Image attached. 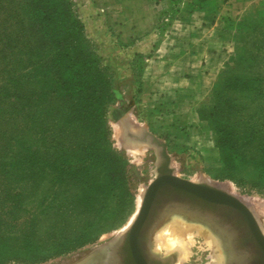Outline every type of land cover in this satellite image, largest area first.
<instances>
[{"label":"rangeland","instance_id":"rangeland-1","mask_svg":"<svg viewBox=\"0 0 264 264\" xmlns=\"http://www.w3.org/2000/svg\"><path fill=\"white\" fill-rule=\"evenodd\" d=\"M196 2L0 0V264H81L127 227L161 156L125 124L264 230V188L239 173V152L264 147V0H215L212 23ZM203 241L180 264L209 263Z\"/></svg>","mask_w":264,"mask_h":264},{"label":"flooded vegetation","instance_id":"flooded-vegetation-1","mask_svg":"<svg viewBox=\"0 0 264 264\" xmlns=\"http://www.w3.org/2000/svg\"><path fill=\"white\" fill-rule=\"evenodd\" d=\"M160 156L157 175L163 176L168 174L167 167L170 166V159L165 151L160 153ZM171 189L173 192L169 193V188L163 186L157 192L154 207L148 209L136 233L131 230L124 231L108 254L99 255L100 248L90 255V264H180L184 250L182 252V249L177 246L174 249L158 248L157 243L158 238L167 233L165 228L176 221L189 225L196 224L201 226L202 230H209L216 236L221 243L224 256L221 264H264V246L259 245L254 239L251 224L239 221L243 219L241 214L225 216L220 208L197 198L193 193L175 186ZM193 236L204 238L203 234L198 232H195ZM195 241L201 242L198 239ZM187 259L184 258L183 262Z\"/></svg>","mask_w":264,"mask_h":264},{"label":"water","instance_id":"water-1","mask_svg":"<svg viewBox=\"0 0 264 264\" xmlns=\"http://www.w3.org/2000/svg\"><path fill=\"white\" fill-rule=\"evenodd\" d=\"M125 133L130 135L131 140L137 142L141 140V142H148L149 144L156 146L161 154L165 151V145L163 144V142L150 133H147L143 130H141L140 132H133L129 128V124H125ZM167 170L168 174L163 176L156 175V177L151 180V182L145 187L142 194L141 203L134 217L122 232H119L109 242L100 246V255L108 254L111 247L116 244L118 239L122 237L124 231L131 230L133 233H136L139 230L141 224L143 223L144 217L148 212V209L154 207V200L157 192L163 186H167L169 188V193L170 191L173 192L171 188H173L174 186L189 191L196 195L197 198L199 197L203 201L213 204L212 206L220 208L221 213L225 216L236 215L238 213L241 214L243 216V219L239 221L250 223L254 239L259 245L264 246L263 230L258 221L257 215L255 214L252 206L249 205V203L236 196L235 194L227 191L224 187L211 184L206 181H193L187 178L180 177L179 175L174 173L171 166H168ZM90 262L91 258L88 256V258L85 259V261L81 264H90Z\"/></svg>","mask_w":264,"mask_h":264},{"label":"trees","instance_id":"trees-1","mask_svg":"<svg viewBox=\"0 0 264 264\" xmlns=\"http://www.w3.org/2000/svg\"><path fill=\"white\" fill-rule=\"evenodd\" d=\"M205 2V0H204ZM255 77L253 79H257ZM258 81V79H257ZM239 158L242 165V169L239 171L241 176H250L253 178L255 186L264 188V147L259 148L252 153H246L244 150L239 152ZM223 162H226L225 157L223 156ZM86 206V202H82V200H78L73 203H61L57 215L55 218H58V223L62 228H65L68 223L79 219L83 212L84 207ZM86 236L82 234L77 238V241L84 239Z\"/></svg>","mask_w":264,"mask_h":264},{"label":"bare ground","instance_id":"bare-ground-1","mask_svg":"<svg viewBox=\"0 0 264 264\" xmlns=\"http://www.w3.org/2000/svg\"><path fill=\"white\" fill-rule=\"evenodd\" d=\"M166 230H168L166 231L167 233L164 232L165 234L158 238V248L174 249V247L177 246L182 249V252L184 250L182 257L185 258V256L190 252L192 236L195 232H198L199 234H203L204 240L207 242L209 246L208 248H210L212 252L210 261L207 264H220L223 262L224 256L221 249V243L218 238L212 235L209 231L201 230L198 226L194 227L180 221H176L171 226L169 225V229L166 228Z\"/></svg>","mask_w":264,"mask_h":264},{"label":"crops","instance_id":"crops-1","mask_svg":"<svg viewBox=\"0 0 264 264\" xmlns=\"http://www.w3.org/2000/svg\"><path fill=\"white\" fill-rule=\"evenodd\" d=\"M215 0L211 1H205L204 0H197V2L194 4L195 7V17L193 20L197 22H206V23H212V22H218L220 17L222 16L218 10L214 11L213 9H216V6L214 3ZM224 10L226 8H223Z\"/></svg>","mask_w":264,"mask_h":264}]
</instances>
